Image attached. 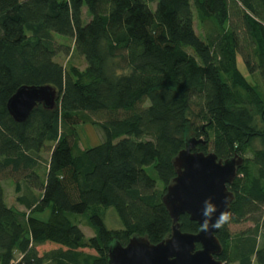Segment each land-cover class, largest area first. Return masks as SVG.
<instances>
[{
    "label": "trees",
    "instance_id": "obj_1",
    "mask_svg": "<svg viewBox=\"0 0 264 264\" xmlns=\"http://www.w3.org/2000/svg\"><path fill=\"white\" fill-rule=\"evenodd\" d=\"M57 35L72 40L65 52L80 55L83 69L55 59ZM26 84L51 85L59 99L16 122L6 102ZM255 112L264 125V0H0V264H108L113 241L160 242L171 230L161 197L172 159L191 135L206 140L199 151L243 157L215 233L217 258L264 264V130ZM88 122L103 140L80 148L76 126ZM2 179L26 212L6 204ZM47 208L46 220L34 216ZM107 208L119 229L104 224ZM89 211L86 237L70 217ZM179 223L201 228L187 214Z\"/></svg>",
    "mask_w": 264,
    "mask_h": 264
},
{
    "label": "water",
    "instance_id": "obj_2",
    "mask_svg": "<svg viewBox=\"0 0 264 264\" xmlns=\"http://www.w3.org/2000/svg\"><path fill=\"white\" fill-rule=\"evenodd\" d=\"M58 99L59 93L51 85L26 84L8 98L6 108L14 121L23 122L37 105L52 110ZM198 145H206V140L187 137L172 159L175 176L161 197L171 219L169 235L158 243L139 235L131 236L125 245L113 241L108 248V264H225L217 258L222 246L214 225L222 213L230 211L234 193L228 185L237 176L243 157L235 154L220 159L212 151H199ZM206 202L216 207L210 218L203 215ZM183 214L197 222L201 227L198 232L181 230L179 218Z\"/></svg>",
    "mask_w": 264,
    "mask_h": 264
},
{
    "label": "rangeland",
    "instance_id": "obj_3",
    "mask_svg": "<svg viewBox=\"0 0 264 264\" xmlns=\"http://www.w3.org/2000/svg\"><path fill=\"white\" fill-rule=\"evenodd\" d=\"M82 20H83V23H86L89 20V16L86 13V7L85 6H83V8H82ZM195 28L198 31H200L197 23H196ZM197 35H198V33H197ZM55 39H56V42L58 43V45H60L59 52H58L55 59L58 60L59 62H61L62 64L66 65V64L71 63V64L78 66L80 69H83L86 64L80 55L73 53L71 56H68V53L65 52V49H66L65 47H71L72 40L71 39H65L64 36H61V35H57V37ZM70 49L68 50L69 53L71 51ZM237 66L249 81H252V82H254V84H256L257 89H259L260 91L263 90V85H262L260 75L259 74H258L259 76L256 74L253 76L250 75L247 67L244 65L242 58L240 56L237 57ZM254 118H255L254 123H255L257 129L260 131L264 130V125L259 118L258 112H255ZM76 129H77L76 131H77V136H78V142L77 143H78V146L80 148H87V147L95 146V145L99 144L100 142H102V140H103L102 131L97 125L91 124L89 122L88 123H80L76 126ZM252 144H253V147L261 146L260 139L255 138L252 141ZM43 156L45 158H47L48 153L44 152ZM2 184L4 186V197H5L6 204L8 206H11L17 210L22 211V212H26L24 207L16 201V193L14 191V187H13L12 182L9 179H2ZM102 211H103L102 218H103L104 224L109 229H119L121 227L119 219H118L115 211L112 208L103 209ZM89 213H90V211L87 213H83V214H72L70 217L72 221H74L75 223L78 224V226L84 232L86 237H90V236L94 235V229L88 224V221H87ZM49 214H50V210H49V208H47L42 212H36L34 216L37 218L46 220L48 218ZM251 226H252V222L250 220H248V221H245V222H242L239 224H230L229 228H230L232 233H234V232L237 233V232L244 231Z\"/></svg>",
    "mask_w": 264,
    "mask_h": 264
},
{
    "label": "clouds",
    "instance_id": "obj_4",
    "mask_svg": "<svg viewBox=\"0 0 264 264\" xmlns=\"http://www.w3.org/2000/svg\"><path fill=\"white\" fill-rule=\"evenodd\" d=\"M215 211H216L215 205H212V204L206 202L205 210H204V213H203L204 217L210 218L211 215ZM227 219H228V216L222 213L221 216L218 218V220H217L216 224L214 225V227H217V228L221 227L222 223L225 222ZM204 228L205 229L207 228V223H205Z\"/></svg>",
    "mask_w": 264,
    "mask_h": 264
},
{
    "label": "flooded vegetation",
    "instance_id": "obj_5",
    "mask_svg": "<svg viewBox=\"0 0 264 264\" xmlns=\"http://www.w3.org/2000/svg\"><path fill=\"white\" fill-rule=\"evenodd\" d=\"M196 248H199V245H197Z\"/></svg>",
    "mask_w": 264,
    "mask_h": 264
}]
</instances>
